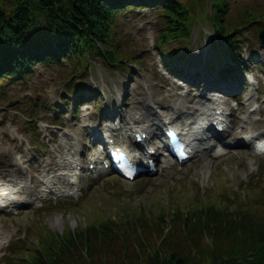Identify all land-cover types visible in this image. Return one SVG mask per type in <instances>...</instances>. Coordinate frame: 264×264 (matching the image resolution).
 <instances>
[{
	"label": "rangeland",
	"instance_id": "374dc122",
	"mask_svg": "<svg viewBox=\"0 0 264 264\" xmlns=\"http://www.w3.org/2000/svg\"><path fill=\"white\" fill-rule=\"evenodd\" d=\"M156 17L157 11L140 9L135 13H127L119 21L117 44L131 57L136 56L138 64L125 59L122 64L111 66L105 59L92 57L87 60L85 71L79 74L75 60H65L62 64H36L33 71L22 80L0 89V173L7 180L3 182L5 185L20 191L12 196L14 201L21 203L23 195L40 192L44 188L42 181L45 178L53 182L60 180L59 173L65 171L68 159L72 160L76 156V142L81 143L83 148L81 158L86 168L87 155L93 152L90 148L94 151L100 149L98 144L92 142L93 134L121 127L120 131L132 135L125 128V120L130 113L144 112L153 122L161 123L159 131L153 128L156 134H152L149 144L158 145L164 123L172 125L184 120L183 111L178 115L176 110L197 106L210 98V95H206L202 99V92H193L186 83L165 74L155 46ZM211 26L209 21L199 25L191 40L187 43L174 41L170 48L179 49L181 58L196 69L203 64L215 63L220 51L225 53V48L209 39ZM254 35L256 32L248 27L243 33L245 44L254 46ZM252 51L258 54L264 66V45H256ZM248 52L243 53L244 60L250 57ZM223 56V62L228 61L226 55ZM125 67H132L133 74L127 72ZM249 76L257 79L253 93L256 98L251 104H258L259 112L253 115L249 123L242 121L250 107L245 106L249 89L243 97L241 94L235 97H241L237 104L233 98L222 97L231 120V133L224 141H240L242 137L245 139V136L264 133V75L253 70ZM80 92H86L87 99L80 104L77 116L73 115L70 108L68 113L67 110L62 114L61 110L56 111V106L63 104L62 95L67 97L68 93ZM93 95L101 97L93 101ZM159 101L165 105L160 107ZM211 135L207 133V136ZM210 140L216 144L214 138ZM2 164L7 166L2 167ZM107 175V179L99 181L85 177L78 205V199L61 196L58 199L48 197L34 205H13L14 211L21 212L19 216L16 212L6 216L4 213H7V208H0L1 231L10 232L13 238L7 247L0 246V264H50L49 252L61 245V238L69 237L74 233L72 230L79 225L84 226L87 219L93 220L96 215H111L125 208L131 210L132 217L138 214L142 206L157 214L166 211L167 218H171L178 207L188 209L197 195L201 196L204 205V198L212 197L218 202L226 201V198L234 202L235 196L244 198V194L254 195L251 187L264 189V154L256 155L250 149L234 144L221 158L215 159L203 152L185 164L161 168L157 175L142 176L133 182L125 181L115 174ZM85 176H88L87 171ZM209 188L214 190V195L207 191ZM73 191L72 187L70 192ZM4 201L3 198L0 200ZM52 204H59L62 209L52 211ZM47 208L50 210L41 212ZM42 225H46L56 235H60L64 227L67 230L61 238L56 239L55 235L52 237L44 229L42 232L48 235L44 240V237L34 235V231L42 229ZM79 257L77 264H88ZM105 261H102L103 264Z\"/></svg>",
	"mask_w": 264,
	"mask_h": 264
},
{
	"label": "trees",
	"instance_id": "16d2710c",
	"mask_svg": "<svg viewBox=\"0 0 264 264\" xmlns=\"http://www.w3.org/2000/svg\"><path fill=\"white\" fill-rule=\"evenodd\" d=\"M137 9L157 11L156 49L171 61L182 54L170 45L187 42L194 27L209 21L229 61L220 66L222 76L243 67V32L264 28V0H0V88L36 63L72 58L83 64L92 56L110 65L138 64L116 40L120 18ZM251 189L254 195L238 202L204 205L197 195L188 209L173 211L169 230L166 211L142 206L132 217L125 208L96 215L60 236L59 250H47L50 264H77L79 255L88 264H264V189Z\"/></svg>",
	"mask_w": 264,
	"mask_h": 264
},
{
	"label": "bare ground",
	"instance_id": "6f19581e",
	"mask_svg": "<svg viewBox=\"0 0 264 264\" xmlns=\"http://www.w3.org/2000/svg\"><path fill=\"white\" fill-rule=\"evenodd\" d=\"M211 108L209 106H207L206 104L202 105L200 108H195L190 110L189 114L192 116H196L198 117L201 121H202V125H198L196 127L190 128L189 130H192V133L189 135V139L194 147V149L197 150V154L200 152L197 148V144L201 143V142H206V133L207 131L210 129L209 127V123L207 125V127L205 126L206 121L205 120H209V117L214 115L211 112ZM144 114H131L127 124L130 125H138V127H140L143 131L148 128L150 130V132L152 133L151 130V120H149L148 116H146V118L143 117ZM203 117V118H201ZM140 125V126H139ZM158 124H155V126L157 127ZM184 125V124H183ZM115 138L116 141L119 145H123L125 147H131L133 145V140L131 139V137L128 135H123L120 132H116L115 134ZM100 171V170H99ZM64 181L66 183H71L72 181H79V183L81 184V180L79 179H75L69 175H66L64 178ZM38 198H41L40 196ZM0 234H2L1 230H0ZM9 234L7 235L6 240L9 239Z\"/></svg>",
	"mask_w": 264,
	"mask_h": 264
},
{
	"label": "water",
	"instance_id": "95a60500",
	"mask_svg": "<svg viewBox=\"0 0 264 264\" xmlns=\"http://www.w3.org/2000/svg\"><path fill=\"white\" fill-rule=\"evenodd\" d=\"M259 38L261 39L262 43L264 44V29L259 33Z\"/></svg>",
	"mask_w": 264,
	"mask_h": 264
}]
</instances>
